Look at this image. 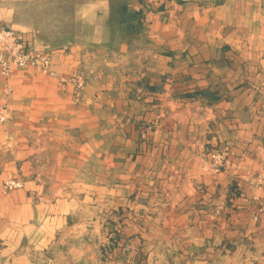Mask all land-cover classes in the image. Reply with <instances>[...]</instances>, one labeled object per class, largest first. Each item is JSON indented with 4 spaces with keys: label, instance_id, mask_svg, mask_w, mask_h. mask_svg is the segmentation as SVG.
I'll list each match as a JSON object with an SVG mask.
<instances>
[{
    "label": "crops",
    "instance_id": "0c3cea01",
    "mask_svg": "<svg viewBox=\"0 0 264 264\" xmlns=\"http://www.w3.org/2000/svg\"><path fill=\"white\" fill-rule=\"evenodd\" d=\"M123 6L122 39L109 0H92L76 11L90 42L56 50L82 88L46 77L22 115L16 78L0 80L24 120L0 125V264H264V192L248 184L264 145V0ZM217 141L230 155L210 172ZM7 174L22 186L2 192Z\"/></svg>",
    "mask_w": 264,
    "mask_h": 264
},
{
    "label": "rangeland",
    "instance_id": "374dc122",
    "mask_svg": "<svg viewBox=\"0 0 264 264\" xmlns=\"http://www.w3.org/2000/svg\"><path fill=\"white\" fill-rule=\"evenodd\" d=\"M89 1L92 0H0V28L13 31L18 41L24 44L29 50L35 53L47 54L50 58V69L54 72V74L45 73L38 65L29 64L24 66H13L6 72L0 67L1 81L8 80L9 77L16 78L15 80H17L15 81L12 79L10 81L12 83L14 81L16 82V90L18 91V96L21 98L18 100V103L16 102L18 105V107L16 106V112L23 115L21 112L22 109L19 108V104L23 106L25 101V104H29L39 90V81L46 77L63 79V82H68L77 89L83 87L86 80V72L84 69L81 68L80 70L82 71H74L68 75L60 76L54 69V64L56 60V50L66 45L69 41L71 42L73 36H79V41L90 42L89 34L91 28L86 23H82L80 21L81 19H78L76 15L79 6L87 4ZM109 3L111 4V13L113 14V20H111L113 21L112 29L115 33L119 34V37L122 39L123 24L121 22H123V15H125L121 8L123 0H109ZM132 29V32H135V29ZM129 31L124 34L129 35L132 33ZM4 47L5 43L0 40V52ZM4 53L6 54L7 52L4 51ZM9 56L10 54H6L7 58ZM13 72L16 73L13 74ZM73 77H79L82 80V86L79 87L74 84L71 80ZM0 105L7 110V118L0 122L1 126H15L17 128L24 126L23 117L9 119L11 115V106L8 102L0 101ZM35 106H37V104ZM259 108L260 111L257 114L264 116V108ZM155 121L156 120H151L143 124L142 130L145 131L151 128ZM34 122L36 123L38 120H34ZM257 137L258 136H256L255 139L258 142ZM262 143L263 141L261 140L260 143H256L257 147H254V154H252L253 156H251V158L254 161L255 156V165L249 170L248 184L253 190L264 192V145ZM204 155L208 163V171L217 172L228 160L230 147L224 142L217 141L214 144L208 145L204 151ZM7 176L9 175L7 174L3 180ZM16 178L18 179V177ZM18 180L22 182L21 179ZM233 188L234 187L230 188L231 191H235ZM1 191L7 192L3 191L2 188ZM143 264L146 263L144 262Z\"/></svg>",
    "mask_w": 264,
    "mask_h": 264
},
{
    "label": "built area",
    "instance_id": "2783aa9c",
    "mask_svg": "<svg viewBox=\"0 0 264 264\" xmlns=\"http://www.w3.org/2000/svg\"><path fill=\"white\" fill-rule=\"evenodd\" d=\"M0 40L5 43V47L0 52V67L3 71H9L13 66H24V65H38L43 72L54 74L50 69V58L47 54L34 52L29 50L21 44L14 32L0 28ZM1 50V49H0ZM6 54H10L7 58ZM5 55V56H4ZM77 86H82V80L79 77H73L71 79ZM7 118V110L0 105V122ZM22 186V182L11 175L7 176L2 181V190L8 191L11 189L19 188Z\"/></svg>",
    "mask_w": 264,
    "mask_h": 264
},
{
    "label": "trees",
    "instance_id": "16d2710c",
    "mask_svg": "<svg viewBox=\"0 0 264 264\" xmlns=\"http://www.w3.org/2000/svg\"><path fill=\"white\" fill-rule=\"evenodd\" d=\"M121 8L123 9V11H125L126 10V8H125V6H123V5H121ZM134 14L133 13H128L127 14V16H129V17H131V16H133Z\"/></svg>",
    "mask_w": 264,
    "mask_h": 264
}]
</instances>
